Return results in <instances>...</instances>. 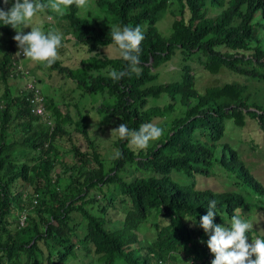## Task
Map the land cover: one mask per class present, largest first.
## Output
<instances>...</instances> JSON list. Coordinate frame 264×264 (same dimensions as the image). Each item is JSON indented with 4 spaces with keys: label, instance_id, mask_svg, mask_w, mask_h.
I'll return each instance as SVG.
<instances>
[{
    "label": "trees",
    "instance_id": "1",
    "mask_svg": "<svg viewBox=\"0 0 264 264\" xmlns=\"http://www.w3.org/2000/svg\"><path fill=\"white\" fill-rule=\"evenodd\" d=\"M13 2L0 0V8ZM89 5L92 9L72 5L57 15L66 20L63 33L68 28L74 33L62 36L60 58L50 69L36 65L45 78L56 71L70 79L79 96L101 98L95 111L106 117L96 127L112 143L108 152L89 133V110L73 104L74 117L42 91L44 111L31 110L30 91L16 92L9 76L16 31L0 24V264H74L81 261L79 249L90 258L83 264H211L209 236L199 223L211 200L217 204L215 224L230 226L239 214L254 225L248 242L264 239L258 225L264 183L236 145L223 140L229 128L250 122L264 133V99L252 100L248 86L237 81L197 88L193 69L197 63L209 74L227 69L264 82V0H89ZM167 13L174 19L164 36L156 22ZM117 26H140L145 39L141 74L113 81L109 70L127 67L111 38ZM110 44L119 56L102 52ZM177 52L180 78L162 82L160 67ZM77 53L85 57L61 65ZM121 123L134 130L152 123L164 132L139 150L111 134ZM217 175L230 188L208 187L205 180Z\"/></svg>",
    "mask_w": 264,
    "mask_h": 264
},
{
    "label": "clouds",
    "instance_id": "2",
    "mask_svg": "<svg viewBox=\"0 0 264 264\" xmlns=\"http://www.w3.org/2000/svg\"><path fill=\"white\" fill-rule=\"evenodd\" d=\"M3 2L8 5L10 0H3ZM72 5L85 10L90 7L89 0H53L50 7L63 16L65 9ZM47 7L48 5L41 3L40 0H14L7 10L0 8V24L10 25L16 31L13 39L18 46L17 53L12 58L9 76L16 92L30 91V95L26 94L27 101L33 97L35 88L39 92L42 90L38 85L41 78L31 71L29 67L32 64L27 65L25 59L29 58L31 61L42 63L46 68L51 67L60 58L58 49L62 47V36L72 37L70 30L65 34L62 31L61 35L51 31L45 33L39 27H32L30 22L38 12L43 15L46 12L47 15L59 19L58 14L45 11ZM43 21L48 23L46 17ZM29 27L31 31L25 34L24 29ZM110 32L112 40L120 50V56L127 62V67L125 70H109V77L113 81H120L132 74L139 76L142 72L139 66L141 43L145 39L141 27L124 26L121 29L117 26L112 27ZM113 132L118 133L122 140H129L137 149L144 150L149 147L150 142L159 140L164 130L152 123L142 124L138 130L130 129L125 123H121L111 130V134ZM116 155L119 157L121 154L117 152ZM216 208V201H209L207 214L200 217L199 222L204 233L209 236L207 246L215 257L211 264H264V239L257 236L249 243V237L246 235L253 230L254 225L242 219L239 214L231 217L230 226L217 225L214 223L217 215ZM188 264H191V261Z\"/></svg>",
    "mask_w": 264,
    "mask_h": 264
},
{
    "label": "rangeland",
    "instance_id": "3",
    "mask_svg": "<svg viewBox=\"0 0 264 264\" xmlns=\"http://www.w3.org/2000/svg\"><path fill=\"white\" fill-rule=\"evenodd\" d=\"M52 2L53 0H46V3L43 4L48 5V7L45 8L44 10L56 13L50 7ZM89 9H92V7L90 6ZM213 13L214 11L210 10L209 14H213ZM44 17H46L48 23L43 21ZM173 19L174 17H172L169 13H167V15L166 14L163 15L159 20H157L156 27L164 36H168L170 34L171 23ZM36 23H38V25ZM30 24L32 25V27L41 28V30L44 31L45 33L47 31L48 32L51 31L62 35V31L64 30L67 23L66 20L63 18L57 19L54 18L52 15H47L46 12H44V15L38 12L36 16L33 18V20L30 22ZM68 30H70L71 34L73 35L74 30H72V28H68ZM30 31H31L30 27L24 29L25 34H27ZM102 52L109 57L119 56L118 49L114 47L112 44L102 48ZM83 57H85V55H83L82 53H77L75 54V58H71L67 62L65 61L61 62V65L66 66L68 63L69 65L73 66L74 64H76L78 60H80V58ZM180 59H181V55L179 52H177L169 62L164 64V66H161L160 68H162V70L159 71L160 72L159 80H162V82H165L166 80L169 81L178 80L180 78L179 68L176 67L180 65ZM25 60H27V58ZM37 63L38 62H34V61H31V63L28 62L29 65L32 64L29 67L31 71L34 72V74H36L37 77L41 78V81L38 83V85L42 90V92L48 93V95H52L56 99V101H58L62 109L66 110L67 108L66 106H68V109L72 114V116H74L76 110L73 107V104H77L81 108L82 112L85 110L87 111L89 110L90 113L87 115L88 117L87 121L89 122L88 130L90 135H96V137L93 136L96 141L98 138L100 141L102 140V142L99 145L104 152L105 151L108 152L109 149L111 150V148H113L111 147L112 143L108 142L106 138L101 139L100 138L102 135L101 129L96 127V125L99 123V120H104V118L106 117L105 114H101L95 111L96 107L99 105L101 101V98L99 96L88 95V94L82 97L79 96L78 95L79 92L77 90L72 91V89L75 87V84L70 79L64 78L63 76L57 74L56 71L51 72L52 77L50 75L49 77L45 78L44 76H42V72H41L42 69L39 70L37 68L38 67L36 65ZM193 69L196 72L195 85L197 88L204 89L205 87L210 85H221L225 82L237 81L242 84H246L248 86V91L249 93H251L252 100L264 99V82L248 79L246 77L244 78L242 76L233 74L231 71L227 69H223L221 70V72L217 74H209L197 63H193ZM55 76L58 78H54ZM59 76H61V78ZM71 91H72V95H71L72 101L69 97ZM65 101H67V105ZM227 132L228 134L225 136L223 140L229 141L236 145L237 150L240 153V157L251 168L252 173L255 176H257L261 182L264 183V133L260 131L253 122H250L243 129L229 128ZM104 137L106 136L104 135ZM64 141H66L65 137L64 139H62V144L64 143ZM64 147L65 149L63 150H66L67 146ZM66 157L69 160L73 158L72 154L70 153L66 155ZM131 174L132 173H127L126 175L130 176ZM205 181L208 182V187L212 189L230 188L229 186L226 185V179L219 175L213 176L211 178H207ZM112 216L113 218L117 219L114 220V223L117 224L118 226L119 225L118 214L116 212H113ZM258 219L262 221L261 223L258 222L259 230L264 231V225L262 224L264 223V212H260L258 214ZM141 235L150 236V233L142 231ZM78 253L81 256L79 259L81 261H75L73 262L74 264H83V263H87L90 260L89 257L83 258L84 250L79 249Z\"/></svg>",
    "mask_w": 264,
    "mask_h": 264
},
{
    "label": "built area",
    "instance_id": "4",
    "mask_svg": "<svg viewBox=\"0 0 264 264\" xmlns=\"http://www.w3.org/2000/svg\"><path fill=\"white\" fill-rule=\"evenodd\" d=\"M30 102L33 104V108H31L33 112L42 113L44 111L43 99L38 89L35 88L34 95L32 98H30ZM24 219H25V215L21 214L20 224L24 223Z\"/></svg>",
    "mask_w": 264,
    "mask_h": 264
}]
</instances>
